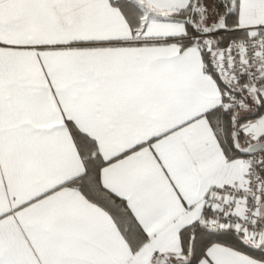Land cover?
Instances as JSON below:
<instances>
[{"label":"snow or ice","instance_id":"snow-or-ice-1","mask_svg":"<svg viewBox=\"0 0 264 264\" xmlns=\"http://www.w3.org/2000/svg\"><path fill=\"white\" fill-rule=\"evenodd\" d=\"M0 264H264V0H0Z\"/></svg>","mask_w":264,"mask_h":264}]
</instances>
